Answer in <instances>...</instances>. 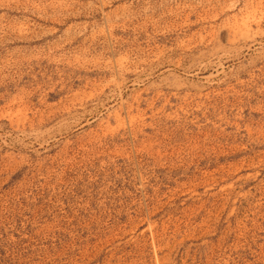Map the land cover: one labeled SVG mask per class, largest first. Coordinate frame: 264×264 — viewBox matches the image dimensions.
Masks as SVG:
<instances>
[{"label":"rangeland","instance_id":"1","mask_svg":"<svg viewBox=\"0 0 264 264\" xmlns=\"http://www.w3.org/2000/svg\"><path fill=\"white\" fill-rule=\"evenodd\" d=\"M0 264H264V0H0Z\"/></svg>","mask_w":264,"mask_h":264}]
</instances>
